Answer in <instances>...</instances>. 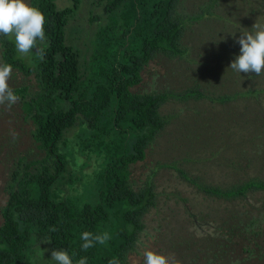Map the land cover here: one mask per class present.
Instances as JSON below:
<instances>
[{
	"label": "trees",
	"instance_id": "16d2710c",
	"mask_svg": "<svg viewBox=\"0 0 264 264\" xmlns=\"http://www.w3.org/2000/svg\"><path fill=\"white\" fill-rule=\"evenodd\" d=\"M68 1L70 6L60 8L56 0H30L46 17V41L38 43L45 51L43 60L36 49L21 56L14 41L0 36L3 64L34 76L37 83L35 92L18 88L14 93L42 151L38 159H25L10 173L1 211L0 264H31L40 244L66 251L73 264L82 257L87 264H109L114 257L131 264L158 193L151 179L135 188L130 169L146 159L170 123L161 113L168 101L206 98L200 87L179 95L140 94L132 88L141 84L143 70L158 57L186 60L189 50L183 38L189 23L212 16L221 0H208L196 17L179 13L182 0H93L88 22L94 34L86 52L68 35L81 0ZM80 157L97 165L82 191L76 185L81 179L68 169ZM198 187L209 196L232 200L263 191L264 181ZM85 231L107 232L111 239L85 251L80 239Z\"/></svg>",
	"mask_w": 264,
	"mask_h": 264
},
{
	"label": "rangeland",
	"instance_id": "374dc122",
	"mask_svg": "<svg viewBox=\"0 0 264 264\" xmlns=\"http://www.w3.org/2000/svg\"><path fill=\"white\" fill-rule=\"evenodd\" d=\"M92 1L81 0L68 28L70 41L83 52L94 34L88 22L94 10ZM207 1L182 0L178 11L196 17ZM56 2L60 8L70 6L68 0ZM258 18L264 25V0H221L212 16L189 23L183 38L189 50L186 60L158 57L143 70L141 84L132 88L140 94L179 95L200 87L206 98L168 101L161 113L170 123L148 149L146 159L130 169L135 188L151 179L158 193V205L145 217L146 228L130 257L131 264H144L145 250L174 257L178 264H264V190L225 200L198 187L264 181V74L230 69L240 54L236 40L241 32L251 31ZM2 50L0 45V64ZM8 83L13 91L37 89L34 76L15 69ZM226 96L230 100L223 103L208 98ZM31 131L21 100L11 108L0 105V226L10 173L19 162H31L42 154ZM13 132L18 134L15 139ZM86 162L88 167L82 169ZM96 166L94 159L83 157L69 165V174L81 179L76 181L80 191ZM51 253L47 245L40 244L30 262L56 264Z\"/></svg>",
	"mask_w": 264,
	"mask_h": 264
},
{
	"label": "clouds",
	"instance_id": "9594fccd",
	"mask_svg": "<svg viewBox=\"0 0 264 264\" xmlns=\"http://www.w3.org/2000/svg\"><path fill=\"white\" fill-rule=\"evenodd\" d=\"M259 21L260 18L251 31L241 32V36L236 40L240 45V54L234 58L230 69L237 73H255L257 76L264 74V25ZM45 24L46 17L43 12L31 6L27 0H0V36L14 41L15 50L21 56H28L36 49L43 60L45 51L38 43L43 44L46 41ZM12 71L10 64H0V105L7 104L9 108L19 100L8 83ZM12 135L14 139L18 136L15 132ZM80 239L83 241V250L87 251L96 243L106 244L111 236L107 232L94 235L85 231ZM51 255L56 264H73L66 251H52ZM143 257L144 264H178L174 257L170 258L152 250H145ZM76 264H87V258H80ZM109 264H120V261L114 257Z\"/></svg>",
	"mask_w": 264,
	"mask_h": 264
}]
</instances>
